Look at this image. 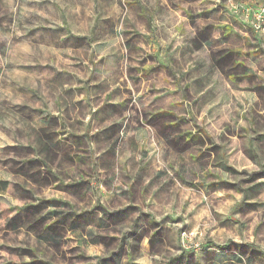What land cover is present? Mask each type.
<instances>
[{"label": "clouds", "instance_id": "clouds-1", "mask_svg": "<svg viewBox=\"0 0 264 264\" xmlns=\"http://www.w3.org/2000/svg\"><path fill=\"white\" fill-rule=\"evenodd\" d=\"M0 179V264H264V0H0Z\"/></svg>", "mask_w": 264, "mask_h": 264}, {"label": "rangeland", "instance_id": "rangeland-1", "mask_svg": "<svg viewBox=\"0 0 264 264\" xmlns=\"http://www.w3.org/2000/svg\"><path fill=\"white\" fill-rule=\"evenodd\" d=\"M28 163H31V162L29 161ZM225 172L228 173L229 169L226 168ZM253 178L259 179V176H257L256 173H253V177L249 178V182H252ZM219 182L221 184H223V185H228L229 187H231L230 182L227 181V180H220ZM7 185H8V181L7 180L0 179V189H6ZM254 188H256V189L264 188V185H254ZM24 191H25V193H29L30 190L25 188ZM249 191L251 192L253 190L250 189ZM36 210H37L36 206H34L33 203L29 202V203L25 204V207L22 210V212L25 213V214H28V213L34 212ZM4 211L7 212L9 210L5 209ZM0 215H2V213H0ZM21 219H22L21 213L18 212L16 214V216H13L10 220H8V222H7V224L5 226L9 227V228H15L19 224ZM28 251L29 250H25L26 253ZM33 255H35L34 252H33ZM182 257H183V254H181L180 257H175L174 258V260L177 261V264H187V261L184 260ZM233 259H235V258H233ZM11 264H15V262H11ZM23 264H37V261H34L31 256H28L27 259L23 262ZM236 264H241V262L240 261H236Z\"/></svg>", "mask_w": 264, "mask_h": 264}]
</instances>
